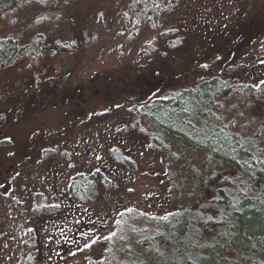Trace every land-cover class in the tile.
<instances>
[{"label": "rangeland", "instance_id": "1", "mask_svg": "<svg viewBox=\"0 0 264 264\" xmlns=\"http://www.w3.org/2000/svg\"><path fill=\"white\" fill-rule=\"evenodd\" d=\"M122 3L19 0L0 9V37H44L35 58L0 66V264H169L167 239L142 238L167 231L183 207L219 216L213 198L242 179L179 140H167L174 159L155 147L133 107L156 96L212 75L259 86L257 96L224 98L221 114L264 158V0H181L157 25L137 28L125 27ZM168 28L178 30L170 47L160 37ZM96 169L110 185L93 201L76 199L70 180ZM200 227L204 244L214 229ZM236 264H264V254Z\"/></svg>", "mask_w": 264, "mask_h": 264}, {"label": "trees", "instance_id": "2", "mask_svg": "<svg viewBox=\"0 0 264 264\" xmlns=\"http://www.w3.org/2000/svg\"><path fill=\"white\" fill-rule=\"evenodd\" d=\"M19 0H0V9ZM181 0H123L122 20L125 27L142 24L157 25L163 14L176 9ZM101 14L99 20H101ZM175 28L161 31L165 44H173ZM44 37L38 33L28 41L7 34L0 37V66L13 63L20 57L35 58L41 54ZM237 93L255 94L256 86L239 76L212 75L193 86H185L167 95L133 107L146 122L152 144L161 152L175 158L168 138L179 140L207 152L212 161L221 162L236 172L242 180L233 181L232 188H220L213 198L219 211L217 218H205L189 207H183L171 218L167 231L147 234L142 241L154 243L164 238L172 247L169 264H236L246 254H264V158L255 148L242 140L235 124L221 114L224 98ZM256 151V152H255ZM116 159L132 166L128 155L115 149ZM110 178L96 169L91 175L79 173L70 180L69 192L80 201H93L101 186H109ZM56 204H42L38 211H50ZM200 226L214 229L213 236L200 244ZM148 243L145 249L152 252ZM203 248V249H202ZM156 253V251H155ZM158 253V252H157ZM234 253V255H233ZM125 261L126 264H141ZM160 263V262H159ZM157 263V264H159Z\"/></svg>", "mask_w": 264, "mask_h": 264}, {"label": "flooded vegetation", "instance_id": "3", "mask_svg": "<svg viewBox=\"0 0 264 264\" xmlns=\"http://www.w3.org/2000/svg\"><path fill=\"white\" fill-rule=\"evenodd\" d=\"M260 89L261 88H259V86L258 87L256 86V93L252 94V95L257 96L260 93Z\"/></svg>", "mask_w": 264, "mask_h": 264}, {"label": "snow or ice", "instance_id": "4", "mask_svg": "<svg viewBox=\"0 0 264 264\" xmlns=\"http://www.w3.org/2000/svg\"><path fill=\"white\" fill-rule=\"evenodd\" d=\"M87 246V245H86Z\"/></svg>", "mask_w": 264, "mask_h": 264}]
</instances>
